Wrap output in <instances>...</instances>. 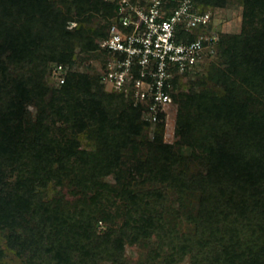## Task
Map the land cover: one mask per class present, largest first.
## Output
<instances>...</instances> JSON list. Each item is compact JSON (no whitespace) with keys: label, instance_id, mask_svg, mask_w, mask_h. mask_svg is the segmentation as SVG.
Wrapping results in <instances>:
<instances>
[{"label":"trees","instance_id":"obj_1","mask_svg":"<svg viewBox=\"0 0 264 264\" xmlns=\"http://www.w3.org/2000/svg\"><path fill=\"white\" fill-rule=\"evenodd\" d=\"M117 14L0 0V264H264V0H244L241 32L218 29L212 65L178 86L171 140L102 82Z\"/></svg>","mask_w":264,"mask_h":264},{"label":"built area","instance_id":"obj_2","mask_svg":"<svg viewBox=\"0 0 264 264\" xmlns=\"http://www.w3.org/2000/svg\"><path fill=\"white\" fill-rule=\"evenodd\" d=\"M104 2L116 3L118 14L109 38L99 44L108 57L99 67L102 82L108 92L125 94L142 107L147 122H164L167 139L174 95L182 92L178 86L197 76L216 56L219 35L214 11L197 8L194 0H181L175 9L167 0ZM53 76L58 84L65 83L62 66Z\"/></svg>","mask_w":264,"mask_h":264},{"label":"rangeland","instance_id":"obj_3","mask_svg":"<svg viewBox=\"0 0 264 264\" xmlns=\"http://www.w3.org/2000/svg\"><path fill=\"white\" fill-rule=\"evenodd\" d=\"M243 12H244V0H229L228 5L224 9H216L214 10V17H215V23L216 26H218V29L224 33H231V34H239L242 30L243 25ZM92 64L93 62H87L88 64ZM211 62H207L206 66L204 67V70L209 65H212ZM80 70H84V67L81 66ZM197 76L191 77L190 79H196ZM189 80V79H188ZM173 120H171L170 127H169V133L171 134L170 137H168L166 140L173 139L174 136V127H173ZM153 130H151V136L153 135ZM117 178V174L108 175L107 179L109 181L115 182ZM47 190L50 195H53V188L52 186H48ZM141 249L138 245V243L133 242L129 244L128 246V257L131 261L137 262L139 256H140ZM10 264H22V262L13 254H10L9 258Z\"/></svg>","mask_w":264,"mask_h":264}]
</instances>
